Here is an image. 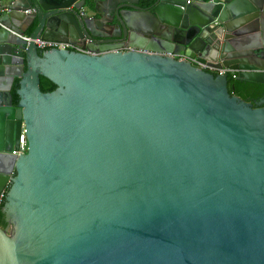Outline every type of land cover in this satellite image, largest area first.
I'll return each instance as SVG.
<instances>
[{
    "label": "water",
    "instance_id": "1",
    "mask_svg": "<svg viewBox=\"0 0 264 264\" xmlns=\"http://www.w3.org/2000/svg\"><path fill=\"white\" fill-rule=\"evenodd\" d=\"M190 58L264 84V0H0V264H264V97Z\"/></svg>",
    "mask_w": 264,
    "mask_h": 264
},
{
    "label": "built area",
    "instance_id": "2",
    "mask_svg": "<svg viewBox=\"0 0 264 264\" xmlns=\"http://www.w3.org/2000/svg\"><path fill=\"white\" fill-rule=\"evenodd\" d=\"M23 38L27 41L30 40V37L27 34H25L23 36ZM87 41H89V39H87ZM34 42H35L36 46L40 47V48L66 47V48H72L74 50H82V51L86 50V49H82L78 44H75V43H72L69 41H56V40L34 38ZM178 57L179 58H188L184 54H179ZM190 60L197 62L204 69H207V70H210V71L216 72V73H227V74L231 75L232 77H234L233 72L238 71V69H233V68H230L227 66H219L218 67V66H215L212 64H208L206 62H201V61L197 60L196 58H190ZM24 132H25L24 126L22 125L18 147H17V149H12L11 153H13L15 155H19L21 153L26 152L27 146H26V138H25ZM4 193H5L4 190L0 193V202L2 201V199L4 197Z\"/></svg>",
    "mask_w": 264,
    "mask_h": 264
},
{
    "label": "trees",
    "instance_id": "3",
    "mask_svg": "<svg viewBox=\"0 0 264 264\" xmlns=\"http://www.w3.org/2000/svg\"><path fill=\"white\" fill-rule=\"evenodd\" d=\"M17 81L18 78L15 79L11 89L14 103H16L17 101V95L15 92L18 87ZM228 90L230 93L236 94L245 101H248L250 100V98L259 99L264 95V84L237 79L235 77H232L231 75H228Z\"/></svg>",
    "mask_w": 264,
    "mask_h": 264
},
{
    "label": "flooded vegetation",
    "instance_id": "4",
    "mask_svg": "<svg viewBox=\"0 0 264 264\" xmlns=\"http://www.w3.org/2000/svg\"><path fill=\"white\" fill-rule=\"evenodd\" d=\"M229 75V74H228ZM262 97H264V95L262 96ZM262 97H260V98H262ZM259 98V99H260ZM257 98H250V100H248V102H250V103H252V106L253 107H257ZM263 106H264V104H263ZM3 200V199H2ZM1 203V202H0Z\"/></svg>",
    "mask_w": 264,
    "mask_h": 264
},
{
    "label": "crops",
    "instance_id": "5",
    "mask_svg": "<svg viewBox=\"0 0 264 264\" xmlns=\"http://www.w3.org/2000/svg\"><path fill=\"white\" fill-rule=\"evenodd\" d=\"M217 1H223V2H226V1H228V0H217ZM16 79V78H15ZM15 79H14V81H15Z\"/></svg>",
    "mask_w": 264,
    "mask_h": 264
}]
</instances>
